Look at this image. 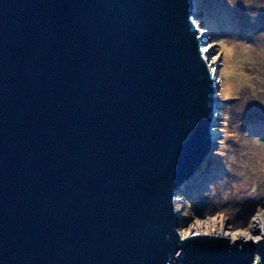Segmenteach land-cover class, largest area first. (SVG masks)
Instances as JSON below:
<instances>
[{
    "label": "water",
    "instance_id": "obj_1",
    "mask_svg": "<svg viewBox=\"0 0 264 264\" xmlns=\"http://www.w3.org/2000/svg\"><path fill=\"white\" fill-rule=\"evenodd\" d=\"M192 2L0 0V264H264L177 234L215 112Z\"/></svg>",
    "mask_w": 264,
    "mask_h": 264
},
{
    "label": "rangeland",
    "instance_id": "obj_2",
    "mask_svg": "<svg viewBox=\"0 0 264 264\" xmlns=\"http://www.w3.org/2000/svg\"><path fill=\"white\" fill-rule=\"evenodd\" d=\"M251 3L252 0H249ZM196 25L199 33L206 32L199 41L200 51L208 48V51H203L205 54V62L208 65H214L212 69L216 71V77H219V86L221 88L222 98L237 100L219 102L214 106V113L223 109L222 131L225 133L224 140L221 141V150L225 146V141L229 137L241 139L247 145L249 142L242 137H239L237 129L231 124V114L241 111L245 104L249 101L256 100L264 103V82L258 81L251 72L250 66L247 64L241 65L235 54L233 41H222L216 43L214 39H219L223 36H238L241 39L252 41L255 33L264 30V9L260 11L256 22H250L247 11L242 4H237L236 7H229L227 0H193ZM203 30V31H202ZM208 43L213 46L208 47ZM264 43V37L258 38V44ZM230 49H232L230 51ZM203 56V58H204ZM243 73V75H241ZM218 80V79H217ZM247 86H244V84ZM218 90L215 86L213 93ZM232 107H228L230 104ZM243 121L241 131L248 132L249 135L259 136L264 140V107L258 102H249L246 106L243 115L240 117ZM219 125V118L216 117L212 122V129ZM221 135L215 131L211 134V147L208 153L202 160V163L195 170L193 175L189 177L183 185H180L173 198L177 195H182L185 199L192 202L191 206L186 210V216L183 217L180 213L175 212L179 222L181 232L195 233L197 231L211 230V225L216 224L217 231L220 230L221 222L224 225V231L245 230L250 231L252 235L259 232L258 221L264 220V198L256 199L254 194L243 192L240 196H236L231 192H226V188L231 184V178H226L222 185L215 188L216 193L221 197L219 200L208 202V198L204 193L209 191L208 185L214 181L223 179L229 174L224 168L223 161L220 157L211 156L213 149L218 147L216 143ZM192 193L199 195L193 199ZM175 201L173 200V208ZM183 203V201H181ZM232 204V208H225V204ZM242 205V206H238ZM224 219L221 220L222 215ZM215 216V220H213ZM250 225H254L250 227Z\"/></svg>",
    "mask_w": 264,
    "mask_h": 264
},
{
    "label": "clouds",
    "instance_id": "obj_3",
    "mask_svg": "<svg viewBox=\"0 0 264 264\" xmlns=\"http://www.w3.org/2000/svg\"><path fill=\"white\" fill-rule=\"evenodd\" d=\"M229 7H236L237 4H242L247 11V15L250 18L251 23H255L257 17L260 15V11L264 9V0H252L250 3L249 0H227ZM196 23V21H192ZM264 37V30L255 33L252 37V41L249 42L247 39H241L238 36H223L219 39H214L216 43L228 40L234 42L235 54L238 58V62L241 65L247 64L250 66L252 75L260 82H264V43L258 44V38ZM208 47H212L211 43L207 44ZM232 49H230L231 51ZM203 51H208V48L203 49ZM243 75V73H241ZM214 86H218V90L215 91V97L219 102L234 101L237 102L235 98L228 99L222 98L221 88L219 86V81L214 80ZM244 86H247L245 83ZM258 102L262 107L264 103L252 100L249 102ZM247 102L244 108L238 113L231 114V124L237 129L239 137L245 138L249 143L245 145L241 139H236L229 137L225 141V146L223 151L221 150V141L224 140L225 133L222 129L223 121V109L217 113H214V116L219 118V125L213 128V131L219 132L221 138L216 142L218 147L213 149L211 156L220 157L223 161L224 168L229 174L223 179L214 181L208 185L209 191L204 193V196L208 198V202L212 203L213 200H219L221 197L216 193L215 188L218 185H222L226 178H231V184L226 188V192H231L236 196H240L243 192H248L249 194H254L256 199L264 198V140L259 136L249 135L248 132L241 131L243 121L240 117L243 115V112L246 109ZM230 104L228 107H232L233 104ZM199 194L192 193L193 199H195ZM174 212L180 213L183 217L186 216V210L191 206L193 209L192 202L185 199L182 195H177L174 198ZM183 201V203H181ZM225 208H232V204H225ZM238 206H242L239 205ZM193 211V210H192ZM194 212V211H193ZM227 213L222 215L221 220L224 219ZM215 220V216H213ZM254 225H250L253 227ZM259 235H252L250 231L245 230H236L225 232L224 225L221 222L220 230L217 231L216 224L211 225V230L197 231L195 233H185L181 232L180 229H177V234L181 242L187 241L190 237H207V238H226L229 242V247H233L237 244L238 241H242L244 244L251 241L253 244H259L264 240V223H259ZM242 247V245H241ZM181 251H177L175 256L172 258L173 264L175 261L179 260L181 257ZM252 264H261V257L259 254H255Z\"/></svg>",
    "mask_w": 264,
    "mask_h": 264
},
{
    "label": "bare ground",
    "instance_id": "obj_4",
    "mask_svg": "<svg viewBox=\"0 0 264 264\" xmlns=\"http://www.w3.org/2000/svg\"><path fill=\"white\" fill-rule=\"evenodd\" d=\"M193 26L195 27V30L197 31L196 33H198V30L200 29L199 27V29L197 28V25H196V23H193ZM201 30V29H200ZM199 30V31H200ZM203 31V30H202ZM206 34V32H204L203 31V33H199V35H195L196 36V40H197V43H198V45H199V41H201V39H203L202 37L204 36ZM200 54L202 55V56H204V52L203 51H200ZM204 61H205V56H204V59H203ZM206 63V62H205ZM206 66H207V69H208V71H209V73H208V75H209V78H210V81H211V84H212V88H214L215 89V86H214V80L215 79H218V81L220 82V80H219V77L217 78L216 76L218 75H216V71H215V69H212L213 68V66L212 65H208L207 63H206ZM217 98L215 97V93H213V100H214V105L213 106H215V104L217 103V100H216ZM216 118V116H214V114H213V119H215ZM212 129V127H210V129H209V134H210V138H212L211 137V134L213 133V132H215V131H213V130H211ZM211 141V140H210ZM209 149H210V147H209ZM177 189V188H176ZM176 189H175V191H176ZM259 223H264V220H262V219H260V221H258ZM259 228V227H258Z\"/></svg>",
    "mask_w": 264,
    "mask_h": 264
}]
</instances>
